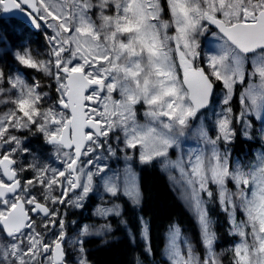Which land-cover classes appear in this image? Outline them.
<instances>
[{"label": "snow or ice", "instance_id": "1", "mask_svg": "<svg viewBox=\"0 0 264 264\" xmlns=\"http://www.w3.org/2000/svg\"><path fill=\"white\" fill-rule=\"evenodd\" d=\"M0 19L42 35L45 49L25 39L12 48L13 71L0 68V264H69L72 254L90 264L85 238L110 232L122 205L96 206L105 222L83 223L75 237L67 209L93 194L141 207L134 163L154 162L179 189L204 250L174 222L167 264H223L213 205L237 237L229 264H264V149L245 161L228 148L237 124L252 139L253 120L264 141V0H0ZM29 69L43 75L28 78ZM209 110L210 125L200 119ZM33 130L52 162L17 134ZM128 235L153 254L144 216Z\"/></svg>", "mask_w": 264, "mask_h": 264}, {"label": "trees", "instance_id": "2", "mask_svg": "<svg viewBox=\"0 0 264 264\" xmlns=\"http://www.w3.org/2000/svg\"><path fill=\"white\" fill-rule=\"evenodd\" d=\"M30 35L35 37V41L39 44L43 42V37L36 34L30 29ZM26 73L31 70H25ZM235 103L233 107L235 108ZM237 147H244L246 141L241 131L238 130L236 138ZM250 143V142H248ZM140 181L144 199L141 207H134L129 201L121 197L124 220L128 221L129 227L133 232H137L138 217L142 214L145 219L150 221V239L153 250L152 255H148L144 250V243L139 239V235L135 241L129 239V235L122 223H118L116 218L114 222L117 225L115 234L112 238L101 239L91 238L87 241V256L91 264H135V254L138 253L141 258L148 262L151 258L167 264L163 258V249L165 233L170 224L176 222L189 229L192 233L194 241L199 244L197 225L188 209L186 208L180 197L178 196L164 171L160 169L155 163L151 165H139ZM89 205V204H88ZM86 206L81 211L78 209L68 210V218L78 217L79 213L83 214L89 212V206ZM212 214L216 218V229L220 240L228 242L230 239L229 224L227 216L220 210L218 205H213ZM69 233L71 228L68 227ZM226 264H229V260Z\"/></svg>", "mask_w": 264, "mask_h": 264}, {"label": "rangeland", "instance_id": "3", "mask_svg": "<svg viewBox=\"0 0 264 264\" xmlns=\"http://www.w3.org/2000/svg\"><path fill=\"white\" fill-rule=\"evenodd\" d=\"M165 18H167V17H165ZM25 27H26V24H25ZM214 30L215 29L213 28V31ZM25 39L28 40V43L33 48H40L41 51L45 50L43 47L44 46V40L42 39L43 42L41 44L37 43L34 40L35 37L30 35V29L26 32L24 30V27L20 26L19 22H14L12 20L0 19V68H4V70L6 72H9V73L13 71L14 61L12 60V57H11L12 48L14 46H18ZM202 45H203V40H202ZM42 75L43 74L38 75L35 72V70H31L30 72L26 73V77H28V78H30V77L39 78ZM29 82H31L30 79H29ZM45 82H47L46 78H45ZM217 93H219V89H217ZM8 107H11V105H9ZM215 107L218 111L219 105H216ZM5 111H7V107L0 105V114H2ZM140 111H142V109H140ZM139 118L141 121H143L142 115ZM200 119L204 120L206 124L210 125L211 121L214 119L212 117L211 110H209L206 114H202ZM198 123H199V120L194 122L193 127H195ZM235 127L237 128V135H238V130L241 131V135H242V131H243L242 126L237 124V125H235ZM260 128H261L260 122L253 120L252 139H246L242 135V137L250 143L247 142L243 148L242 147L238 148L237 143L235 142L236 141V139H235V141L232 144L228 145V148L231 151V155H232L233 160H235L237 157H239V158H243L245 161H251L253 159V155L255 152H257L261 149H264V141H261L259 139ZM17 134L20 135L21 137L25 138V146L31 148L34 152L39 154L41 159L44 162H49V163L52 162L50 157L52 155L53 149L51 146H47L43 143V138H42L41 134H39V133L34 134V130H33V132L24 131V132H20ZM210 134L214 135V133H210ZM236 138H237V136H236ZM189 143H194V142L190 139ZM170 155L173 159H175L176 152L173 151L170 153ZM30 158L31 157H29V159ZM112 163H113L114 167L118 166V167L122 168L123 167L122 154H121V160L113 161ZM154 163L158 167H160L158 162H154ZM138 169H139V164L134 163V170L136 171L138 178H139V182L141 184L140 170H138ZM164 172L168 178L169 173L166 171H164ZM172 174H175V173H172ZM168 181H169V179H168ZM170 184L174 188V190L176 191L175 193H177L178 196L180 197L179 189L177 187H175L171 182H170ZM230 187H231V184H230ZM102 203H107L108 206H110L111 203H120L122 205L120 200L109 201V198L107 196L104 197V200H101L98 195L93 194L92 196H90L89 200L86 201V203H85V207L89 204L88 205L89 209H91L89 212L87 211L86 213H83V214L79 213L78 217H74L73 220H72V218H68L69 215L67 214L66 220L68 221V227L71 228V232L69 233L70 237H75L77 235L78 228L83 223H90V224H95V225L99 226V224H102L105 222L104 220H102L98 217H95L92 214L94 209L96 208V206H98ZM183 205H185V204H183ZM70 209H76V208L69 207L67 209V213H68V210H70ZM78 210L81 211L82 209H78ZM210 215L215 221V225H214V228H215L216 227V218L212 214V207H210ZM140 216H143V215L141 214ZM114 218H116L115 220H117L118 223H121V220H124L123 218H125V217H124L123 212H122V215L119 217H117V216L110 217L109 222L112 225V230L110 232H105L101 235H92L90 237L85 238V245L87 244V241L91 238H101L103 240L108 239V238H112L113 235L115 234L116 227H117V225L115 224V222L113 220ZM238 218H241V217H238ZM73 221H75L76 224H73L72 223ZM122 226L124 227V230H126L125 232H127V233H129V231H132V229H131V227H129V225L126 227L125 225L122 224ZM181 227L183 229V232L192 238V240L196 246L197 251L200 252L201 255H203L204 250L200 246V244H198L194 241V238L192 236L191 231L182 225H181ZM215 231H216L217 237H218L216 244H215V250L218 254H220V259L223 261V264H226L230 258V253L227 252L226 250L229 249L230 246L237 240V237L230 236L229 237L230 239H228L229 240L228 242L222 243L216 228H215ZM139 239L142 241V243H144V241L140 237H139ZM164 243H166V240L164 241ZM85 248L87 251L89 250V249H87V246H85ZM162 255H163V253H162ZM134 256H135V264H138V261H139V264H162L161 262H159L153 258H151L150 261L146 262L141 258V256L138 255L137 252ZM163 258H164V256H163ZM75 259H76L75 254L70 255L69 256V264H73Z\"/></svg>", "mask_w": 264, "mask_h": 264}, {"label": "water", "instance_id": "4", "mask_svg": "<svg viewBox=\"0 0 264 264\" xmlns=\"http://www.w3.org/2000/svg\"><path fill=\"white\" fill-rule=\"evenodd\" d=\"M26 24V23H25Z\"/></svg>", "mask_w": 264, "mask_h": 264}]
</instances>
